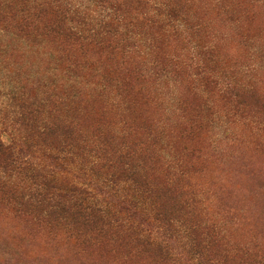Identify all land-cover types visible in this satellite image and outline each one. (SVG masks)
Wrapping results in <instances>:
<instances>
[{"label": "rangeland", "instance_id": "obj_1", "mask_svg": "<svg viewBox=\"0 0 264 264\" xmlns=\"http://www.w3.org/2000/svg\"><path fill=\"white\" fill-rule=\"evenodd\" d=\"M112 1L0 0V264H264V0Z\"/></svg>", "mask_w": 264, "mask_h": 264}, {"label": "trees", "instance_id": "obj_2", "mask_svg": "<svg viewBox=\"0 0 264 264\" xmlns=\"http://www.w3.org/2000/svg\"><path fill=\"white\" fill-rule=\"evenodd\" d=\"M101 4L104 5L107 9V8H110L112 10H115L117 11V7L114 5V2L112 0H100ZM104 3V4H103ZM56 11V8L53 7L52 8V12H54V10ZM56 13L60 18H59V21H61V19H65L66 17V14H67V11H63V10H58L57 12H54ZM13 15V14H12ZM27 15H22L21 16V19L23 21L22 25L25 26L27 28V31H30V32H33V30H40V26H39V21L35 20V19H30L29 17H26ZM71 29H67L65 27V31H66V34L68 33V31L70 32ZM0 146H2V143H0ZM13 148V153H15V151L18 153V154H21L23 155L24 153H26L30 147L29 146H22V145H13L12 146ZM54 149H57V148H54ZM18 162L22 161L23 160V156H21L19 159H17ZM49 188H54V186H50V184L47 185Z\"/></svg>", "mask_w": 264, "mask_h": 264}]
</instances>
